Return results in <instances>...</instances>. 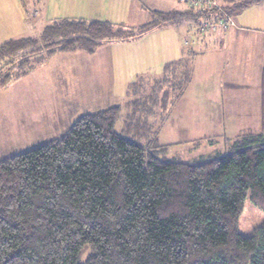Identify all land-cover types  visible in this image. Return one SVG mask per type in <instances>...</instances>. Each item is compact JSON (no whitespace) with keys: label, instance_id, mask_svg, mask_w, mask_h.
<instances>
[{"label":"trees","instance_id":"obj_1","mask_svg":"<svg viewBox=\"0 0 264 264\" xmlns=\"http://www.w3.org/2000/svg\"><path fill=\"white\" fill-rule=\"evenodd\" d=\"M224 1L204 12L153 10L152 21L128 29L53 21L39 36L0 44V86L59 52L94 53L185 20L233 19L264 2ZM162 72L153 93L132 85L126 115L121 105L88 111L63 136L0 159V264H264V223L248 237L239 232L247 198L264 210V70L260 130L193 161L157 154L170 147L159 130L192 82L191 60Z\"/></svg>","mask_w":264,"mask_h":264},{"label":"rangeland","instance_id":"obj_2","mask_svg":"<svg viewBox=\"0 0 264 264\" xmlns=\"http://www.w3.org/2000/svg\"><path fill=\"white\" fill-rule=\"evenodd\" d=\"M168 1L171 3L167 4ZM173 1L177 5H171ZM200 4L192 7L184 0H0V44L10 39L39 36L46 24L54 19L64 20L65 16L110 21L128 29L152 21L153 10L204 12L211 7L222 9L225 1L202 0ZM239 14L242 23L264 26L263 8L252 6L238 12L236 17ZM203 19L186 20L178 26H161L132 40L111 41L101 49L100 46L94 54L59 52L26 77L12 81L6 87L0 86V159L63 136L88 111L121 105L126 115L132 85L141 83L140 92L153 93L167 62L178 56L175 52L166 53L167 43L181 39L188 47L195 39L193 31L188 32L186 25L190 23L192 30L208 33L199 29ZM261 37L264 36L251 33L239 40L226 38V43L232 42L228 54L223 53L224 48L211 46L207 40L203 43L200 50L204 52L197 55L192 64L193 83L186 96L175 102L159 130L160 143L170 147L157 154L165 159L193 161L228 150L223 144L222 121L236 118L244 114L243 111H231L230 105H220L217 110L209 111L199 104L203 99L217 101L226 96L225 93L230 94V84H252V91H257V58L247 43ZM242 48L246 52L240 57L238 52ZM249 100L239 106L249 108L254 99ZM162 103L163 99L159 97L157 104ZM247 114L248 119L253 120L256 112ZM157 123L156 130L162 124L161 119ZM118 127L121 131L123 120L119 121ZM258 129V126H252V130ZM212 140L214 143H210ZM196 142L199 144L195 145ZM263 223L264 210L247 198L239 222L240 234L248 237Z\"/></svg>","mask_w":264,"mask_h":264},{"label":"crops","instance_id":"obj_3","mask_svg":"<svg viewBox=\"0 0 264 264\" xmlns=\"http://www.w3.org/2000/svg\"><path fill=\"white\" fill-rule=\"evenodd\" d=\"M179 1L181 2V0H179ZM170 3H171L170 1L167 2V4H170ZM171 5H177V3L175 1H173V4H171ZM253 6H257V8H263L264 9V2L260 3V4H255ZM159 10L165 11V8H162ZM183 11H186V10H183ZM47 12H48V9L45 11V16H47ZM37 14H39V13H37ZM37 14H35V15H37ZM240 15L241 14H239L237 17L236 16L233 17V25H231L228 28H220L219 30H217L214 33H212V32L201 33V32L196 31L195 29L192 30L193 25L188 23L186 25V29L188 30V32L193 31V33H194L193 36H194L195 41H191V43L189 44L188 47L185 45V42H183L181 39H178L177 41L174 39L173 41L171 40V42H168L166 53H169V52L174 53L175 52V53H177L178 56L174 60L168 61L167 64L171 63V62H177L180 60L190 59L191 64L194 65L197 55L204 52L200 49H202V45L206 40L211 44V46H218L220 49L224 48L223 53L228 54V52H229L228 47H230L232 42L228 41V43H226L225 42L226 38H228V40H229V39L235 37L236 39L239 40V39L243 38V36L245 34L248 35V37H249V34H251V33L264 36V26H261V25L253 26V25H247L245 23H242L243 22L242 17H241L242 15L241 16ZM64 18L65 19H83V18H76V17H70V16H65ZM60 19H62V18H60ZM57 20H59V19H57ZM84 20H86V19H84ZM54 21H56V19H54ZM88 21H91V20H88ZM51 22H53V21H51ZM185 22H186V20L182 21L179 24H175V25L176 26L182 25ZM50 23H48V24H50ZM48 24H46V25H48ZM167 27H169V26H167ZM25 37H27V36H25ZM105 44L102 45L100 47V49L103 46H106ZM247 45H249L253 48L254 51L252 54L257 58L256 72H257L258 77L255 80V83L258 84L257 91L256 90L252 91V87H253L252 84H248V83L230 84V85H228L229 87L230 86L232 87V88L230 87L231 88L230 91H232V92H230V94L225 93L226 96H223L222 98L220 97V99L217 101L213 100V99H210V100H204L203 99V102L201 104H199L201 106H204V109L209 110V111L217 110V106H220V105H226V106L230 105L232 107L231 111H243L242 113H244V114H241V115L239 114L236 118H234V116H233L230 119L222 121L221 126H223V132H222V138L224 139L223 144L227 145V147H228V144H227L228 140L236 137L239 134L246 133L249 131H258L261 128L262 74H263V70H264V37H261V39L248 40ZM234 49H235V47H234ZM78 51L85 52L82 50H78ZM240 51L241 52H238V56L241 55L240 57H242L245 54L246 50L242 48V50H240ZM73 52H77V51H73ZM96 52H97V50L94 53H96ZM61 53H67V52H61ZM85 53H87V52H85ZM94 53H87V54H94ZM192 70H193V66H192ZM243 77H244V75H243ZM192 83L193 82L190 83L185 95L182 98H184L186 96V94H187ZM219 94L221 95V93H219ZM252 97L254 99V104L251 105L249 108H246V107L241 108L239 106L241 104L246 103L247 101H250L249 98H252ZM235 106H238V107H235ZM249 111H255L256 112L255 118L253 120L248 119L247 112H249ZM252 126H254V127L258 126L259 129L258 130H252ZM117 129L120 130L118 125H117ZM210 143H214V141L212 140V142H210ZM198 144L199 143H197V142L195 143V145H198ZM191 149H192V147H189V150H191ZM193 149H194V147H193Z\"/></svg>","mask_w":264,"mask_h":264},{"label":"built area","instance_id":"obj_4","mask_svg":"<svg viewBox=\"0 0 264 264\" xmlns=\"http://www.w3.org/2000/svg\"><path fill=\"white\" fill-rule=\"evenodd\" d=\"M187 3H189L190 6L195 7L197 5H201L200 2L202 0H184ZM204 3V2H203ZM213 20L211 19H203L202 22H200L199 29L202 32H214L218 28L223 27V28H228L233 24V19L225 14V17L222 18H216L215 22H212ZM188 43V42H186Z\"/></svg>","mask_w":264,"mask_h":264}]
</instances>
